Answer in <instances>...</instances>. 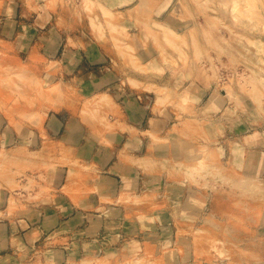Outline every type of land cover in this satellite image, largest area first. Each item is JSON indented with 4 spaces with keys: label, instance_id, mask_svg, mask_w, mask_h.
I'll list each match as a JSON object with an SVG mask.
<instances>
[{
    "label": "rangeland",
    "instance_id": "374dc122",
    "mask_svg": "<svg viewBox=\"0 0 264 264\" xmlns=\"http://www.w3.org/2000/svg\"><path fill=\"white\" fill-rule=\"evenodd\" d=\"M144 101L180 116L203 106L201 131L264 164V0H0V259L42 264L38 245L6 242L14 216L110 160L96 133ZM263 181L251 183L259 200Z\"/></svg>",
    "mask_w": 264,
    "mask_h": 264
},
{
    "label": "crops",
    "instance_id": "0c3cea01",
    "mask_svg": "<svg viewBox=\"0 0 264 264\" xmlns=\"http://www.w3.org/2000/svg\"><path fill=\"white\" fill-rule=\"evenodd\" d=\"M72 51L65 55L77 64ZM87 52L91 63L103 62L94 47ZM189 107L193 113L180 116L155 101L131 103L96 133L110 160L99 156L55 193L24 201L6 242L38 245L42 264H264V198L251 192L264 164L227 154L218 133L197 127L209 113ZM5 256L0 264H8Z\"/></svg>",
    "mask_w": 264,
    "mask_h": 264
}]
</instances>
